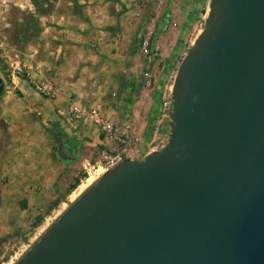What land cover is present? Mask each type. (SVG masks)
<instances>
[{
  "label": "water",
  "instance_id": "95a60500",
  "mask_svg": "<svg viewBox=\"0 0 264 264\" xmlns=\"http://www.w3.org/2000/svg\"><path fill=\"white\" fill-rule=\"evenodd\" d=\"M168 118L15 264H264V0H210Z\"/></svg>",
  "mask_w": 264,
  "mask_h": 264
},
{
  "label": "crops",
  "instance_id": "0c3cea01",
  "mask_svg": "<svg viewBox=\"0 0 264 264\" xmlns=\"http://www.w3.org/2000/svg\"><path fill=\"white\" fill-rule=\"evenodd\" d=\"M142 1L0 0L1 174L20 186L52 182L60 166H50L39 128L47 122L80 136L83 126L61 116L73 104L70 96L84 102L123 75L131 78L139 27L149 25L141 17ZM32 80L54 87L56 97ZM35 116L40 122L31 123ZM25 198L30 205L31 197Z\"/></svg>",
  "mask_w": 264,
  "mask_h": 264
},
{
  "label": "rangeland",
  "instance_id": "374dc122",
  "mask_svg": "<svg viewBox=\"0 0 264 264\" xmlns=\"http://www.w3.org/2000/svg\"><path fill=\"white\" fill-rule=\"evenodd\" d=\"M209 2H143L145 8L141 17L146 18L149 25H140L139 32L142 34L138 35L136 43L140 46L147 33L153 32L150 40L152 61L148 62L138 49V63L131 78L123 75L124 80L117 82L118 85L102 88L100 93L103 95H93L92 99H84V102H77L73 95L70 96L73 104L94 106L120 127L130 143L126 155H120L121 160L141 161L169 142L171 122L162 112V104L172 101L173 87L170 86L169 75L178 70L181 61L204 30ZM1 61L0 58V64ZM146 72L151 76L150 86L143 81ZM40 120L35 116L31 123ZM80 126L84 128L80 136L47 122L40 126L50 166H60L50 184L31 182L20 186L13 178L0 173V264H15L72 203V195L79 192V187L89 177L109 170L104 166L103 159L114 158L120 147L114 141H106L94 127ZM59 138L79 141L77 154L68 160L64 155L56 154ZM98 161H103L102 167L96 164ZM114 163L118 164L116 160ZM25 197H31L30 205ZM38 218L41 219L39 222Z\"/></svg>",
  "mask_w": 264,
  "mask_h": 264
},
{
  "label": "built area",
  "instance_id": "2783aa9c",
  "mask_svg": "<svg viewBox=\"0 0 264 264\" xmlns=\"http://www.w3.org/2000/svg\"><path fill=\"white\" fill-rule=\"evenodd\" d=\"M146 1L147 0H143V2ZM152 35L153 32L149 31L139 46L140 51H142L143 56L148 60V62L152 61V51L150 50V40ZM176 74L177 71L169 75L168 80L171 88L174 85ZM32 81L41 93L50 98L56 97V90L54 87L41 83H35V80ZM143 81L146 86H150L152 84L149 72L144 73ZM162 107V112L166 117H168L172 109V101H165L162 104ZM61 116L70 126L79 124L94 127L106 141H114L120 147V150L116 153L114 158L104 157L103 161L105 167H108L109 169L114 167L116 165L114 161L116 160L118 163L122 161L120 155H126L129 150L130 143L127 141V137L121 133L120 127L100 113L99 109L95 107L86 108L82 105L71 104L63 110ZM103 161H98L96 164H99L102 167Z\"/></svg>",
  "mask_w": 264,
  "mask_h": 264
},
{
  "label": "flooded vegetation",
  "instance_id": "af4514ba",
  "mask_svg": "<svg viewBox=\"0 0 264 264\" xmlns=\"http://www.w3.org/2000/svg\"><path fill=\"white\" fill-rule=\"evenodd\" d=\"M2 83L0 81V94L2 92ZM78 152V147L71 143L68 142L64 139H58V145L56 149V154H59L60 156H65V159L68 160L69 158L75 156ZM70 162V161H69Z\"/></svg>",
  "mask_w": 264,
  "mask_h": 264
},
{
  "label": "bare ground",
  "instance_id": "6f19581e",
  "mask_svg": "<svg viewBox=\"0 0 264 264\" xmlns=\"http://www.w3.org/2000/svg\"><path fill=\"white\" fill-rule=\"evenodd\" d=\"M107 171L102 170L99 176L89 177L84 184H82L79 188V192L77 194L72 195V203H74L81 195H83L92 185H94Z\"/></svg>",
  "mask_w": 264,
  "mask_h": 264
},
{
  "label": "trees",
  "instance_id": "16d2710c",
  "mask_svg": "<svg viewBox=\"0 0 264 264\" xmlns=\"http://www.w3.org/2000/svg\"><path fill=\"white\" fill-rule=\"evenodd\" d=\"M68 142H70V141H68ZM71 143L75 144L76 146L79 145V141H74V140H72ZM73 188H75V186H74ZM40 220H41V219H39V218L37 219L38 222H39Z\"/></svg>",
  "mask_w": 264,
  "mask_h": 264
}]
</instances>
